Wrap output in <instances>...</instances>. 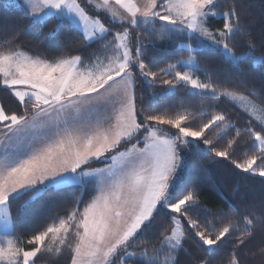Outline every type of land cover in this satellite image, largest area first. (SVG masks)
<instances>
[{
    "label": "snow or ice",
    "instance_id": "obj_1",
    "mask_svg": "<svg viewBox=\"0 0 264 264\" xmlns=\"http://www.w3.org/2000/svg\"><path fill=\"white\" fill-rule=\"evenodd\" d=\"M86 4L91 11L81 0H23L22 7L30 27L55 21L47 37L67 30L79 36L74 47L99 45L87 59L65 51L49 60L25 51L18 33H0V89L17 105L0 102V264H40L65 251L69 264H180L181 253L191 264H247L256 228L264 229V201L241 208L221 194L227 210L209 207L183 175L187 150L264 178V99L258 103L246 83L200 75L205 49L235 68H264L241 0ZM237 38L247 49L239 55ZM156 42L169 45L162 59L149 51ZM138 83L163 91L145 105ZM177 90L183 98L169 104ZM217 101L245 113V123ZM89 184L94 194L85 200ZM74 187L81 195L67 200ZM44 196L54 214L18 231L13 206L30 208ZM189 240L195 250L185 247Z\"/></svg>",
    "mask_w": 264,
    "mask_h": 264
},
{
    "label": "trees",
    "instance_id": "obj_2",
    "mask_svg": "<svg viewBox=\"0 0 264 264\" xmlns=\"http://www.w3.org/2000/svg\"><path fill=\"white\" fill-rule=\"evenodd\" d=\"M228 0H221L222 6H227ZM243 5L242 19L248 23L251 38L256 45V55L264 53V0H241ZM55 21H50L44 26L37 25L30 27V21L25 18L22 5L15 0H0V33L16 32L18 33V42L22 48L29 54L42 55L49 60L61 55L65 51L72 53L82 52L87 59L93 49L99 45H93L87 50L74 47L78 43L79 36L75 33L64 30L55 39L47 37V33L54 26ZM213 27L220 24L217 21H211ZM168 44L156 45L149 51L153 58L162 59L165 52L169 51ZM245 41L237 38L236 52L241 54L245 52ZM202 70L209 73L214 81L223 83L225 86L246 83L248 87L254 88L257 95L256 101L259 103L264 99V68L253 67L250 62H245L239 68L225 62L221 57L214 54L211 49H205L204 55L200 57ZM141 91L144 95L145 105L149 102V97L153 92L159 93L163 89L159 86H150L147 83L137 85V95L139 97ZM3 100L9 101L10 106L16 109L17 105L12 97L3 89H0ZM183 90H177L176 96L169 101V104L178 106L181 98H183ZM218 105L220 110L227 112L237 125H243L247 119L245 113L234 107L228 101L213 102ZM10 106L6 108L10 109ZM167 107L161 102L160 108ZM195 123V122H194ZM186 167L184 170V178L189 183L199 185L201 200L209 207H220L227 210V205L223 201V196L238 207L243 208L245 205L260 204L264 201V178L241 173L236 170L227 161L215 162L211 157H197L193 153L186 154ZM87 188V186H85ZM83 189V198L88 200L92 195L89 191ZM238 190V191H237ZM180 191H183L181 188ZM81 195V189L74 187L65 192L64 197L71 200ZM179 195V192H177ZM63 199V198H61ZM48 196L42 197L33 203L32 207L21 209L19 205L22 201H17L13 206V213L17 216V229L27 230L31 227L43 222L46 214H54V208H44L43 201H50ZM62 214V213H61ZM259 214V213H257ZM161 219L165 221L166 217L161 213L157 219V226L161 223ZM151 235V232L148 233ZM264 242V229L259 226L256 228V237L250 243L247 252V264H264V255H261L260 248ZM189 250H195V244L189 240L186 245ZM224 248H228L225 245ZM223 250H221L222 252ZM217 255H220L218 253ZM180 264H191V261L183 253L179 257ZM69 264V257L48 258L43 256L40 258V264Z\"/></svg>",
    "mask_w": 264,
    "mask_h": 264
},
{
    "label": "rangeland",
    "instance_id": "obj_3",
    "mask_svg": "<svg viewBox=\"0 0 264 264\" xmlns=\"http://www.w3.org/2000/svg\"><path fill=\"white\" fill-rule=\"evenodd\" d=\"M15 1L18 2L20 5L23 4V0H15ZM81 3H82V4H85V6L89 9V11H91V6H88V5L86 4V0H81ZM162 44H168V43H167V42H164V43L156 42V45H162ZM184 55L186 56V53H185ZM204 73H205L204 70L202 71V73H200L201 78H203ZM0 102L4 103L5 106H10L9 101H5V100H3V96H2V94H1V92H0ZM9 110H15V109L12 108V107L10 106V109H9ZM188 153H189V152H187V150H185V152H184V155H185V161H186V154H188ZM185 164H186V162H185ZM97 166H99V165H97ZM86 186H87V188L85 187L86 190H87L88 188H90L91 191H89V192H90V194L92 193V195H93V194H94V193H93V185L89 184V185H86ZM163 222H164V220L161 219V223H163ZM65 256H68V257H69V253H68L67 251H65L60 257H65ZM48 258H56V257H54V256H52V257L48 256ZM65 264H66V263H65Z\"/></svg>",
    "mask_w": 264,
    "mask_h": 264
}]
</instances>
